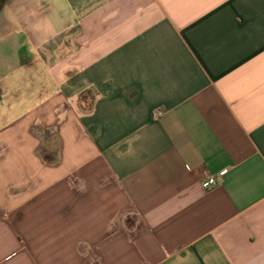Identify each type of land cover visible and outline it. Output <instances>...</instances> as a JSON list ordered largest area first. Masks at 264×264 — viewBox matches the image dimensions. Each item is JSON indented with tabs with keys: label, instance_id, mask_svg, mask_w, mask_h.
I'll list each match as a JSON object with an SVG mask.
<instances>
[{
	"label": "crops",
	"instance_id": "obj_1",
	"mask_svg": "<svg viewBox=\"0 0 264 264\" xmlns=\"http://www.w3.org/2000/svg\"><path fill=\"white\" fill-rule=\"evenodd\" d=\"M57 1L0 28V264H264V0Z\"/></svg>",
	"mask_w": 264,
	"mask_h": 264
},
{
	"label": "rangeland",
	"instance_id": "obj_2",
	"mask_svg": "<svg viewBox=\"0 0 264 264\" xmlns=\"http://www.w3.org/2000/svg\"><path fill=\"white\" fill-rule=\"evenodd\" d=\"M56 6L59 10V12L57 14H53L56 16H53L51 14H46V12H45L46 15L45 14L39 15V17L34 18V19H28L27 18L26 19L27 23H23L24 26L27 25V27L30 31H33L35 33L36 32L39 33L38 34V38L40 41L39 45L46 42L50 38L55 37L57 34H59L61 31H63L66 27V23L62 22V18H63L62 17V11H64L66 9L65 2H63L62 0H58L56 2ZM51 7L53 8V4L51 5ZM50 10H51V8H50ZM7 16L9 17V22L5 20V22L3 23L1 28H3L4 26L6 27V29L8 28L7 26H15V25L19 26L18 24H20V21H19V19L15 18L13 13L11 14V18H10L8 13H7ZM21 26H22V24H21ZM29 46H30V44H29Z\"/></svg>",
	"mask_w": 264,
	"mask_h": 264
},
{
	"label": "built area",
	"instance_id": "obj_3",
	"mask_svg": "<svg viewBox=\"0 0 264 264\" xmlns=\"http://www.w3.org/2000/svg\"><path fill=\"white\" fill-rule=\"evenodd\" d=\"M159 114V113H158ZM223 175H208L203 183L202 186L205 190L209 191L216 187H219L223 183Z\"/></svg>",
	"mask_w": 264,
	"mask_h": 264
},
{
	"label": "water",
	"instance_id": "obj_4",
	"mask_svg": "<svg viewBox=\"0 0 264 264\" xmlns=\"http://www.w3.org/2000/svg\"><path fill=\"white\" fill-rule=\"evenodd\" d=\"M9 2H3L0 4V18H1V23H0V28L2 27L3 23L5 22V18H4V13L6 11L7 5Z\"/></svg>",
	"mask_w": 264,
	"mask_h": 264
},
{
	"label": "flooded vegetation",
	"instance_id": "obj_5",
	"mask_svg": "<svg viewBox=\"0 0 264 264\" xmlns=\"http://www.w3.org/2000/svg\"><path fill=\"white\" fill-rule=\"evenodd\" d=\"M11 0H0V4L3 3V2H10ZM1 13V12H0ZM1 18H0V23H1Z\"/></svg>",
	"mask_w": 264,
	"mask_h": 264
}]
</instances>
